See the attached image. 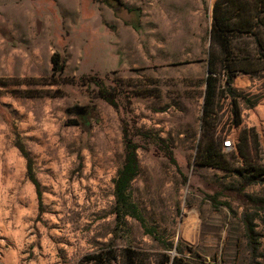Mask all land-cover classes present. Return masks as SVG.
I'll list each match as a JSON object with an SVG mask.
<instances>
[{"label": "rangeland", "instance_id": "rangeland-1", "mask_svg": "<svg viewBox=\"0 0 264 264\" xmlns=\"http://www.w3.org/2000/svg\"><path fill=\"white\" fill-rule=\"evenodd\" d=\"M121 1L137 11L116 15L105 4L123 22L146 18L153 4L163 12L160 0ZM200 2L188 6L203 14L201 37L186 39L195 54L168 62L154 39L149 68L134 66L131 52L103 75L75 72L82 60L69 51L82 19L33 23L57 36L54 48L71 64L32 84L0 75V264L258 263L244 223L264 207V189L248 193L264 180V107L255 109L264 97V0ZM114 23L103 28L115 32ZM138 40L146 52L147 39ZM2 41L0 32V53ZM208 58L217 78L211 128L203 126ZM76 106L85 112L69 111ZM124 130L138 145V170L120 204ZM227 139L234 150H223Z\"/></svg>", "mask_w": 264, "mask_h": 264}, {"label": "crops", "instance_id": "crops-1", "mask_svg": "<svg viewBox=\"0 0 264 264\" xmlns=\"http://www.w3.org/2000/svg\"><path fill=\"white\" fill-rule=\"evenodd\" d=\"M160 1L163 2V12H155L160 9V5L153 4V7L149 8H152L154 13H149L146 18L139 17L140 26L139 29H135L132 25L115 18L113 11L101 0H0V20L4 22L3 27H0L4 43L0 53V75L28 79L26 82L28 84H32L33 80L52 77V56L55 52L61 54L54 48V45H57V36L49 30L37 32V27L33 23L39 19L53 22L60 17L70 22H80V19L83 21V32L75 36L76 40L73 38L74 48L75 46L77 48L74 49L72 45L69 51L71 53L72 50V53L82 60L81 66L75 72L106 74L116 65H119V68L123 66L125 62L119 57L127 58L131 52H134V66L149 68L145 64L156 59L154 39H160L168 62L186 60L188 54H195L198 50L195 42L192 41V45L186 39L201 37L203 21V14L189 12L188 6L190 9L193 6L201 7V2L200 0ZM168 2L171 4L170 9L164 10ZM44 6L47 7L45 11ZM112 21L117 27L115 32L103 28V22ZM142 34L147 39L146 52L140 47L143 43L138 40L143 36ZM188 45L191 47L188 48ZM192 48L194 52H187ZM164 59L165 57H162L161 60ZM205 61L209 67V58ZM70 64V60L67 59L63 73L67 72ZM237 104L236 101L232 102L235 116H237ZM258 107H264V97L255 109ZM238 111L240 117L241 109ZM229 117L232 119L231 113ZM234 123L240 125L235 121ZM258 179L249 183L253 185L249 187L248 193L260 192L264 189V180ZM261 201L264 202V199ZM244 224L245 245L248 244L249 247L247 253L249 251L251 254L256 253L257 256L254 257L257 264H264V207L255 210L254 216L250 217V220L246 219ZM248 230H251V234Z\"/></svg>", "mask_w": 264, "mask_h": 264}, {"label": "trees", "instance_id": "trees-1", "mask_svg": "<svg viewBox=\"0 0 264 264\" xmlns=\"http://www.w3.org/2000/svg\"><path fill=\"white\" fill-rule=\"evenodd\" d=\"M101 1L104 3H107L111 8H113L116 15H119L120 9H123V8L126 9L127 12L132 13V14L137 11V8L125 7L121 0H101ZM216 21L217 19L215 17V14L212 13V19H211L212 25H215ZM124 22L126 24L132 25L135 29H139V26H140L139 18L124 19ZM222 38H225V37L223 36ZM228 44L227 42H224L223 48L225 50H227V47H229ZM52 63H53L52 76H55L57 74H62L64 72L65 66H66V59L62 58L59 53L57 52L54 53V55L52 56ZM208 70H209V74L207 75V78H206V89H205L204 105H203V126L205 125L206 127L208 126L211 128L212 126H211V122L209 121V118L213 116V110H214L213 107L215 104L216 90H217V85H216L217 78L214 76V69H213L212 62L210 59H209ZM231 82H232V77L230 76L228 77V80H227L228 89L231 92H233L231 88ZM103 96L105 100H107V102H109L111 105L116 107L117 104H116V101H114V99L104 94ZM233 102L235 103V101ZM236 115H237L236 116L237 118L235 119V122L239 123V111L238 110H236ZM123 137H124V141L126 145L124 161H123V165L121 169L119 170L118 177L115 181V192H116V195H117V198L120 204H123L125 192L128 187V184L133 179V177L136 175L137 170H138V158L136 154V149L138 145L131 143V140L127 136L126 130H124ZM161 142H165V141L161 140ZM169 158L175 163V160L172 156H170ZM248 233L251 234V230H248Z\"/></svg>", "mask_w": 264, "mask_h": 264}, {"label": "built area", "instance_id": "built-area-1", "mask_svg": "<svg viewBox=\"0 0 264 264\" xmlns=\"http://www.w3.org/2000/svg\"><path fill=\"white\" fill-rule=\"evenodd\" d=\"M222 148L224 151H232L235 148L233 140L227 139L223 141Z\"/></svg>", "mask_w": 264, "mask_h": 264}, {"label": "water", "instance_id": "water-1", "mask_svg": "<svg viewBox=\"0 0 264 264\" xmlns=\"http://www.w3.org/2000/svg\"><path fill=\"white\" fill-rule=\"evenodd\" d=\"M208 74H209V71H208ZM73 109H78L81 113L85 112V106H76L75 108L69 109V111Z\"/></svg>", "mask_w": 264, "mask_h": 264}]
</instances>
